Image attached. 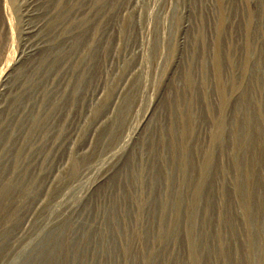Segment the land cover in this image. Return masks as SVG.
Returning <instances> with one entry per match:
<instances>
[{
	"label": "rangeland",
	"instance_id": "1",
	"mask_svg": "<svg viewBox=\"0 0 264 264\" xmlns=\"http://www.w3.org/2000/svg\"><path fill=\"white\" fill-rule=\"evenodd\" d=\"M0 264H264V0H0Z\"/></svg>",
	"mask_w": 264,
	"mask_h": 264
}]
</instances>
